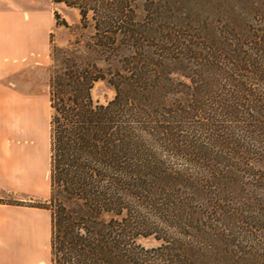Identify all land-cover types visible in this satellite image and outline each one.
<instances>
[{
	"label": "trees",
	"instance_id": "16d2710c",
	"mask_svg": "<svg viewBox=\"0 0 264 264\" xmlns=\"http://www.w3.org/2000/svg\"><path fill=\"white\" fill-rule=\"evenodd\" d=\"M52 2L51 264H264V0Z\"/></svg>",
	"mask_w": 264,
	"mask_h": 264
},
{
	"label": "crops",
	"instance_id": "0c3cea01",
	"mask_svg": "<svg viewBox=\"0 0 264 264\" xmlns=\"http://www.w3.org/2000/svg\"><path fill=\"white\" fill-rule=\"evenodd\" d=\"M16 20L32 19H17L8 2L0 1V264H51L50 211L3 201L7 195L21 202L51 195L50 121L44 141L43 96L21 92L13 81L25 65L43 60V44L31 26L16 32Z\"/></svg>",
	"mask_w": 264,
	"mask_h": 264
},
{
	"label": "rangeland",
	"instance_id": "374dc122",
	"mask_svg": "<svg viewBox=\"0 0 264 264\" xmlns=\"http://www.w3.org/2000/svg\"><path fill=\"white\" fill-rule=\"evenodd\" d=\"M3 3L4 0H0ZM8 2V9L10 13L18 17L31 18V21L16 20L13 24L16 32L18 29L26 26H31L35 35L41 40L43 44V60L40 62H32L25 65L21 71H17L13 78L16 83V88L21 92H36L43 96V139L49 137V121L51 116V108L49 104V74L52 65L51 50L52 44L59 47H65L73 38L70 31L64 27L56 26L55 12L58 11L63 18L69 23H77L80 16L76 10L67 9L63 5H56L52 0H38V6H30L29 0H6ZM2 8V4H1ZM115 95L113 89L109 88L105 83H98L93 89V97L97 103L106 104L112 100ZM47 132V134H46ZM49 198L43 200H34L27 202L18 201L15 195H7L3 201L7 204L16 205L19 203L23 206L37 207L46 203ZM141 244L146 248H152L159 245L153 239H141Z\"/></svg>",
	"mask_w": 264,
	"mask_h": 264
}]
</instances>
